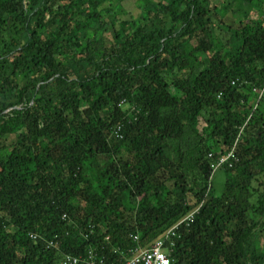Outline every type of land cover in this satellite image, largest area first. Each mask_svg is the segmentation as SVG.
Listing matches in <instances>:
<instances>
[{
  "label": "trees",
  "instance_id": "obj_1",
  "mask_svg": "<svg viewBox=\"0 0 264 264\" xmlns=\"http://www.w3.org/2000/svg\"><path fill=\"white\" fill-rule=\"evenodd\" d=\"M124 1L0 0V264H264L262 0Z\"/></svg>",
  "mask_w": 264,
  "mask_h": 264
},
{
  "label": "built area",
  "instance_id": "obj_2",
  "mask_svg": "<svg viewBox=\"0 0 264 264\" xmlns=\"http://www.w3.org/2000/svg\"><path fill=\"white\" fill-rule=\"evenodd\" d=\"M229 158H232L231 153H228L225 157L219 158L216 163L210 166L211 170L215 171L223 164L229 167ZM196 212L197 209L187 214L148 247L142 249H128L125 254H121L122 260L120 264H169V250L174 245V241L179 237L177 233L178 230L188 227ZM30 237L32 239L34 238L33 235ZM131 238L133 241L136 240L135 236ZM49 245H51V242ZM60 264H104V262L101 257L96 259L92 251H88L83 258L65 255L61 257Z\"/></svg>",
  "mask_w": 264,
  "mask_h": 264
},
{
  "label": "rangeland",
  "instance_id": "obj_3",
  "mask_svg": "<svg viewBox=\"0 0 264 264\" xmlns=\"http://www.w3.org/2000/svg\"><path fill=\"white\" fill-rule=\"evenodd\" d=\"M227 0H212L213 3L216 5H221L223 2ZM122 10L127 13H130L132 16L137 15V10L135 8V0L124 1L120 4ZM260 11H264V0L259 3ZM125 18V16H123ZM229 18V17H228ZM231 19V18H230ZM224 171L219 169L215 171L210 179V187H211V194L214 197H218L222 193L223 183H224Z\"/></svg>",
  "mask_w": 264,
  "mask_h": 264
}]
</instances>
